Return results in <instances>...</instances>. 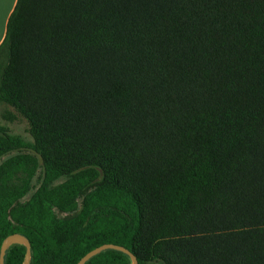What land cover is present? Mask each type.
<instances>
[{
  "label": "trees",
  "instance_id": "1",
  "mask_svg": "<svg viewBox=\"0 0 264 264\" xmlns=\"http://www.w3.org/2000/svg\"><path fill=\"white\" fill-rule=\"evenodd\" d=\"M0 100L45 167L22 203L14 169L32 158L0 165V252L21 233L31 264L106 243L138 264H264V0H18ZM27 147L0 126V158ZM131 262L106 249L86 264Z\"/></svg>",
  "mask_w": 264,
  "mask_h": 264
},
{
  "label": "rangeland",
  "instance_id": "2",
  "mask_svg": "<svg viewBox=\"0 0 264 264\" xmlns=\"http://www.w3.org/2000/svg\"><path fill=\"white\" fill-rule=\"evenodd\" d=\"M0 126L7 130L10 134L20 137L26 145L27 148H24L20 151H14L2 158H0V165L9 159L10 157L16 154H22L24 156H29L32 158V161L29 165L23 164L22 167L14 169L13 178L15 180H21L23 178L30 180V190L28 193L21 199L22 203L29 202L33 195L38 191L42 186L45 179V167L39 158V155L34 150L36 145L35 138L31 133V127L29 121L23 114H21L16 108L12 105L5 103L0 100ZM24 176V177H23ZM23 177V178H22ZM68 180V177L64 176L56 184H62ZM55 184V183H54ZM83 198H79L76 204L69 212H63L58 209H52L57 218H69L80 212L83 208ZM133 262V260H132ZM131 262V264H132Z\"/></svg>",
  "mask_w": 264,
  "mask_h": 264
},
{
  "label": "water",
  "instance_id": "3",
  "mask_svg": "<svg viewBox=\"0 0 264 264\" xmlns=\"http://www.w3.org/2000/svg\"><path fill=\"white\" fill-rule=\"evenodd\" d=\"M13 244H22L27 247L24 264H31V256H32L31 241L29 240L28 237H26L25 235L21 233H13L5 238V240L3 241L2 247H1V252H0V264H5V256H6L7 250ZM106 249H116V250L123 251L132 258L133 260L132 264L139 263L137 256L134 253H132V251L129 248L125 246L117 245L114 243H106L86 253L79 260L77 264H86L88 260H90L92 257L96 256L97 254H99L100 252Z\"/></svg>",
  "mask_w": 264,
  "mask_h": 264
},
{
  "label": "crops",
  "instance_id": "4",
  "mask_svg": "<svg viewBox=\"0 0 264 264\" xmlns=\"http://www.w3.org/2000/svg\"><path fill=\"white\" fill-rule=\"evenodd\" d=\"M18 0H0V45L5 39L9 18Z\"/></svg>",
  "mask_w": 264,
  "mask_h": 264
}]
</instances>
